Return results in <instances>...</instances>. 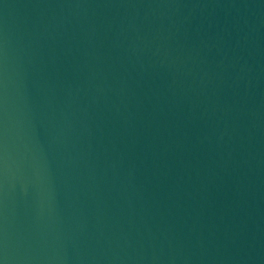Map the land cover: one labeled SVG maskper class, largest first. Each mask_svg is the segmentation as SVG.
Wrapping results in <instances>:
<instances>
[{"label": "water", "instance_id": "obj_1", "mask_svg": "<svg viewBox=\"0 0 264 264\" xmlns=\"http://www.w3.org/2000/svg\"><path fill=\"white\" fill-rule=\"evenodd\" d=\"M0 264H264V0H0Z\"/></svg>", "mask_w": 264, "mask_h": 264}]
</instances>
